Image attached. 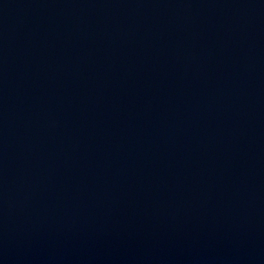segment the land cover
<instances>
[{
	"label": "water",
	"instance_id": "95a60500",
	"mask_svg": "<svg viewBox=\"0 0 264 264\" xmlns=\"http://www.w3.org/2000/svg\"><path fill=\"white\" fill-rule=\"evenodd\" d=\"M0 264H264V0H0Z\"/></svg>",
	"mask_w": 264,
	"mask_h": 264
}]
</instances>
